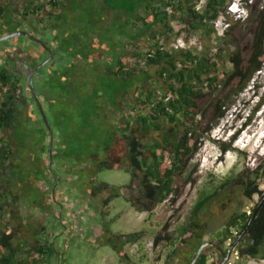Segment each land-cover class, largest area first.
Here are the masks:
<instances>
[{
  "label": "trees",
  "instance_id": "1",
  "mask_svg": "<svg viewBox=\"0 0 264 264\" xmlns=\"http://www.w3.org/2000/svg\"><path fill=\"white\" fill-rule=\"evenodd\" d=\"M201 1L24 0L23 17L26 21L30 16L35 17L37 22L29 32L37 37L38 33L43 32L40 39L51 49L53 47L55 58L60 56L53 76L47 84L41 85L40 90H43L51 106L55 99L62 103L57 110L51 107L53 116L55 113L58 122H62L58 125L63 127V119L70 120L71 124L78 123L76 127H67H74L76 134L64 127L59 129L61 138L70 139L69 143H72L79 132L82 135L92 131L96 133L98 139L105 143L107 155L104 158L98 156L99 160L97 158L93 162L91 171L104 168L130 171L131 180L122 192L133 208L146 212L149 218L154 215L158 205L174 195L178 196L189 181V164L200 151L207 134L227 115L230 94L220 95L226 90H234L235 94L243 92L251 83L255 84L264 70V0H241L246 7H253L245 20L231 18L227 14L233 0H205L202 9L197 10L196 6ZM47 6L50 9L43 17L39 13L45 12ZM17 10L15 3L8 6L0 4V30L6 23L11 24L6 33L21 28L22 25L14 23L11 18L12 11ZM221 15H225L231 23L224 36L218 34L214 23ZM249 22L251 25L247 35H250V45L247 54L227 49L226 41L229 36L233 38L232 30ZM179 25L182 28L177 29ZM47 30H55L54 42L50 40L51 37L45 38L48 36L44 33ZM5 32L0 31V35ZM197 32L208 43L203 50L199 42L189 48L168 46L173 39L182 36L189 40ZM85 34L90 37L85 38L87 40L79 46L75 38H83ZM93 34L99 35L101 40L107 39L108 35L111 39L109 50L116 57L115 68H111V72L99 69L95 58H99L103 52L93 44ZM41 48L46 51L44 47ZM96 52L98 54L95 56ZM67 53L74 56V65L72 68L68 64L59 67ZM7 55L4 58L5 66L3 63L0 65V264H49L51 247L48 239L40 240L37 236L45 231L44 225L36 221L28 224L33 244L29 247L27 238L17 240L6 210L13 197L22 199L26 195L32 200L29 191L35 188L30 182L21 190L22 193L14 191L12 187L7 189L6 172L14 156L18 152L22 154V146L29 145V130L17 124V109L12 105L18 104L17 95L22 83L20 76L11 68L15 55ZM46 55L49 57L47 51ZM82 64L85 69L81 68ZM225 66L227 69L223 70ZM89 69L92 73H88ZM78 78L83 80L80 87ZM69 81L78 82L75 89L71 90ZM79 90L83 93H79ZM213 90L217 96L212 104L214 117L201 130L202 119L206 117L208 109H201L199 104ZM77 116L83 117L80 123L79 119L76 120ZM17 125H20L19 130L24 136L14 142L9 131H15ZM236 138L237 135H234L232 140ZM63 148L64 153L73 152L70 144L63 145ZM110 149H115L111 155L108 153ZM222 150L227 152L230 147L224 146ZM41 151L43 156V149ZM93 156L91 153L77 156L78 163L81 165V162ZM32 163L39 165L38 169L29 170L33 176L46 170L40 162L31 161L28 166ZM263 163H257L252 171L245 167L212 189L201 192L187 220L177 228L180 242L173 253L178 255L181 264L192 262L207 235L211 236L209 240L226 250L238 241L236 250L240 258L264 259V202L255 214L264 197L261 188ZM21 165H15L9 172L24 179ZM109 188L107 183H101L88 190L97 197ZM115 195L119 193L112 196ZM221 195H227L228 199L241 195L251 200L259 195V200L250 211L231 213L222 228L214 232L205 220V213ZM108 201L109 198L105 202ZM169 227V222H166L155 234L156 246L163 242L175 245ZM146 235L147 231L142 230L115 237L138 242ZM228 242H231L229 247ZM120 248L117 246L118 252L128 261V255ZM210 255L217 259L215 264L223 259L218 249L208 246L197 264H207Z\"/></svg>",
  "mask_w": 264,
  "mask_h": 264
},
{
  "label": "rangeland",
  "instance_id": "2",
  "mask_svg": "<svg viewBox=\"0 0 264 264\" xmlns=\"http://www.w3.org/2000/svg\"><path fill=\"white\" fill-rule=\"evenodd\" d=\"M238 1L233 0L232 4ZM10 3H15L18 8L17 11H12L11 13L13 22L22 25L20 29L27 31L34 29L37 24L35 17L30 16L26 21L22 15L25 10L24 0H0L1 5L6 4L8 6ZM47 9H50L49 6H47L45 12H40L39 14L46 17L44 13L47 12ZM251 9L253 7L249 8V10ZM236 16L234 15V17ZM1 22L2 17L0 16V24ZM10 25L6 23L0 31L3 32L4 30L5 32ZM250 25L249 22L233 29V38L231 36L227 38L226 44L228 46L226 48L231 51L240 50L246 55L250 45V35H247V29ZM176 28L180 29L182 25L176 26ZM56 30L57 32L60 31L58 27ZM8 33L5 32V34ZM44 33L45 36L48 35L45 38L50 39L51 37L50 40L54 42L52 39L55 30L52 32L47 30ZM40 34H43V32L38 33V37L42 39L43 36ZM88 37L90 36L85 34L83 38L76 37L75 40L81 46L83 44L81 42L87 40ZM93 37V44L97 45L96 48L102 49L103 52L99 58H95L97 63L102 70L111 72V68H115L116 57L109 50L111 49L109 35L104 40H101L99 35L93 34ZM194 38L202 45L201 50L208 45L200 32L194 33L189 40ZM56 44L58 45V42ZM41 46L25 36H18L0 42V65L5 61L4 58L8 56L7 53L13 56L20 54L27 57L30 52H34L37 55H41L43 52L46 56L47 50L44 48L46 50L44 51ZM54 49L56 50V48ZM97 54L98 52L95 53V56ZM58 58L60 56L57 57V60H59ZM73 59L74 56L67 53L63 61L68 63L69 60L72 61ZM83 67L85 66L82 64L81 68ZM226 69L225 66L223 70ZM88 73H92L90 69ZM76 74L78 75V73ZM78 80L79 84H83L81 78H78ZM33 85L36 88V92L40 93V86L37 83ZM77 85L78 82L73 81L71 90L75 89ZM214 92L215 90L205 96L199 104L201 109H208L206 117L202 119L201 130H204L214 117V106L212 104L216 100L215 97H217ZM229 94L227 115L207 134L203 146L189 164L187 171L190 173V178L183 191L178 196L174 195L158 205L151 218L146 212H139L133 208L122 192L131 180L130 171L124 168H104L95 172L91 171L90 166L86 169L83 168V170L78 169L75 173L73 172V170L82 166L79 164V156L82 157L91 153L94 156L104 158L107 155L105 143L101 139L99 140L98 135L93 133V131L87 135H82L79 132L76 140L72 143H69L70 139L65 138L64 142L61 143L64 146L72 145L73 152L71 154L64 153V156L61 157L63 160L58 159L60 161L57 162L56 156L59 155V151L53 149L56 164L58 165L61 162L60 168L54 169L52 172V170H48L50 169L48 167L44 170V173H38L35 176L30 174L29 170H36L39 167L36 163L28 166L31 161L47 164V152H43V156H41V150L50 148V138L48 133L45 134L44 138L42 137L44 134L43 130L48 132V129L43 127L42 130L38 121L34 122L33 126L29 125V145L22 146V154L18 152L14 156L9 168L13 169L15 165L22 163L21 168L24 179L13 175L9 172V169L6 172L7 189L12 187L14 191L22 193L21 190L29 185L30 182H32V188H36V190L34 188L29 191L33 201L29 200L26 195H23L22 199L16 196L11 198L6 208L9 223L16 232L17 240L18 238H27V246H32L28 224L31 221H36L40 225H44L45 228L44 232H40L37 235L38 238L40 240L48 239L51 247L49 264H181L178 255L173 253L176 245L180 242L177 228L185 223L201 192L204 189H212L221 181L233 173L240 172L245 167L250 168L252 171L257 163L264 162V70L259 74L255 84L251 83L243 92L235 94L234 90H226L220 96ZM58 100L55 99L52 103L56 110L62 106ZM71 113L67 115L70 116ZM115 116H111V118L114 119ZM78 119L80 123L83 117L77 116L76 120ZM72 123L70 120L63 119V127L76 134L74 127L67 128L68 126L75 125L76 127L78 125V123ZM18 126L20 125H17L15 131H9V136L14 139V142L24 136ZM94 128L96 129V127ZM59 132L54 130L55 144L57 142L59 144L60 139L58 138H61V136L59 137ZM234 135H237L235 141L232 140ZM101 137L102 139L104 138L103 135ZM224 146L230 147V150L223 152ZM108 151L109 155H111L115 152V149L114 151L111 149ZM119 153L122 154V152ZM111 158L109 157V159ZM90 160H93V158ZM83 164L89 163L86 160ZM51 173L54 175L53 182H51L50 178ZM101 183H107L110 188L103 190L97 197L93 196L88 189ZM261 188L264 191V180ZM117 193L119 195L112 196ZM174 197H176V200H174ZM107 198H109V201L105 202ZM258 200L259 195H255L254 200L241 195L231 199H228L227 195H221L205 213V220L215 232V230L222 228L231 213L250 211ZM166 222L170 224L169 228L174 237L175 245L163 242L156 246L154 243L155 234ZM142 230L147 231V235L143 236L138 242H131L129 238L115 237L116 235H126ZM45 233H48V235H45ZM210 238L211 236L207 235L204 240L208 241ZM230 243L228 242L227 247H229ZM117 246H120V249L128 255V261L124 259L123 255H120ZM230 261L231 264H264V259L261 257L240 258L235 251L232 253ZM215 263H217V259L210 255L207 264Z\"/></svg>",
  "mask_w": 264,
  "mask_h": 264
},
{
  "label": "flooded vegetation",
  "instance_id": "3",
  "mask_svg": "<svg viewBox=\"0 0 264 264\" xmlns=\"http://www.w3.org/2000/svg\"><path fill=\"white\" fill-rule=\"evenodd\" d=\"M32 30L33 29H30V31H32ZM49 58H50V53H49V57L47 55L45 57V54L37 55L34 52L33 53L30 52V53H28L27 57L25 55H18L16 57L14 56V58L12 60L13 66L12 67H11V65L7 66V67H11L12 70L20 76L21 83H22L20 94L18 93L19 95H17L18 96V98H17L18 104L15 105V103H12V105L15 106V108L17 109V118H16L17 124L19 123L22 127L28 128L29 125L33 126L32 124H34V122L38 121L40 123L39 125H41V127H42V130H43V127L48 129L47 124L44 121L43 115H42L40 108L38 106V103H37L36 99L34 98L32 92L28 86L27 80H28V76L30 75V73L32 71H34L36 69V67H38L40 64L47 62L49 60ZM54 59H55V57H54ZM54 59L52 61L48 62L47 64L43 65L42 67H40L38 70H36L34 72L33 78H32L33 84L37 83V85H39L40 87L44 83L47 84V82L53 76L54 67L58 66L57 61H59V60H57V58L55 60ZM63 59H64V57H63ZM69 61H68V63H64V61H61L59 67L60 66L65 67L66 64H68V66L72 68V66L74 65L73 63H75L74 62L75 58L72 61L71 60H69ZM71 62H72V64H71ZM3 65L5 66V62H3ZM98 66H99V69L102 70L100 68L99 64H98ZM69 82H70L69 86L71 87L72 81H69ZM78 87H80V84ZM42 91L40 93H37V95L39 96L40 100L42 101V105H43L44 111L46 112L48 122L53 129V133H54V130L59 132V129L63 128L62 126L58 125V123H61V122L60 121L58 122V119H57V116L55 113L53 116V112L51 109L52 106H51L50 102L47 100V97L44 95V93H42ZM78 92L83 93L81 90H79ZM50 109H51V112H50ZM18 120H19V122H18ZM43 132L45 134L44 130H43ZM48 134H49V138H50L49 130H48ZM59 137H60V133H59ZM58 139H60L59 144L57 142L58 145L55 144V141L53 140L52 148L50 146V148H49L50 150L48 148H47V151L45 150L47 152V155H48L47 164H44L43 162L40 163V165L42 167L43 166H45L46 168L49 167L50 169H48V170L49 171L52 170V172L54 171V169L61 167V165H60L61 162L58 165L56 163L60 160H63V159H61V157L64 156L63 143H61L64 140L62 138H58ZM56 141H58V140H56ZM49 142H50V139H49ZM53 149H57L59 151V155L56 156L57 162H55ZM45 151L43 150L44 153H45ZM49 152H50V155H49ZM50 156H51V159H50ZM91 158H93V160H90ZM97 158H98V156H93V157H90L89 159H87V162L89 164H83L81 162L82 166H80V168H76V170L77 169L83 170V168L86 169L90 166L92 167L93 162H95L97 160ZM58 159H60V160H58ZM98 160H99V158H98ZM51 174L52 175L50 178H51V180H54V175H53V173H51ZM50 251L51 250H49V252Z\"/></svg>",
  "mask_w": 264,
  "mask_h": 264
},
{
  "label": "water",
  "instance_id": "4",
  "mask_svg": "<svg viewBox=\"0 0 264 264\" xmlns=\"http://www.w3.org/2000/svg\"><path fill=\"white\" fill-rule=\"evenodd\" d=\"M18 36H25L27 38H29L30 40L34 41V42H37L39 43L40 45H42V47H44L49 53H50V58L47 62L45 63H42L40 64L38 67H36V69L34 71H32L30 73V75L28 76V86L34 96V98L36 99L37 103H38V106L40 108V111L43 115V118H44V121L46 122L47 124V128L49 130V133H50V146L52 148V144H53V140H54V133H53V129L52 127L50 126L49 122H48V118H47V115H46V112L44 111V108H43V105H42V101L40 100L39 96L37 95V92H36V89L33 85V82H32V78H33V74L36 70H38L40 67H42L43 65L47 64L48 62L52 61L54 59V52L52 51V49L43 41L41 40L39 37L33 35L32 33H30L29 31H26V30H16V31H13V32H10L8 34H5V35H1L0 36V42H3V41H6V40H9V39H12L14 37H18ZM52 161V160H51ZM50 161V162H51ZM264 202V197L263 199L260 201L258 207L256 208V211H255V214L258 210V208L261 206V204ZM254 214V215H255ZM238 241L232 245L227 251L220 245L216 244L214 241L212 240H208V241H205L204 243L201 244L200 248L197 250L196 252V256L195 258L192 260V262L190 264H197L198 261L200 260L202 254H203V251L205 250L206 247L208 246H212L216 249H218L221 253V256H222V261L219 263V264H226L229 259L231 258L232 256V253L234 251V248L236 247Z\"/></svg>",
  "mask_w": 264,
  "mask_h": 264
},
{
  "label": "clouds",
  "instance_id": "5",
  "mask_svg": "<svg viewBox=\"0 0 264 264\" xmlns=\"http://www.w3.org/2000/svg\"><path fill=\"white\" fill-rule=\"evenodd\" d=\"M204 4H205V0H202L201 2H199V3L197 4V6H196L197 10H201L202 7L204 6ZM231 7L234 8V11L231 10ZM249 13H250L249 8L246 7L245 5H243V2H242L241 0H239L238 2L233 3V4H232V2H231V4H230L229 7H228V11H227V14H228L230 17H233V18H235V19H242V20L247 19V18L249 17ZM234 15H235V16L238 15V16L234 17ZM239 15H240V16H239ZM217 21H220L223 25L226 26L225 31H224L222 34L219 32V29H218L217 26H216V22H217ZM214 23H215V28H216L218 34L221 35V36H224V35H225L227 29L230 27V24H231L230 22H228V21L226 20L225 15H221V16H220V17H219ZM178 38H182V40L185 41V42L187 43V45H188L187 47H180V48H189L190 46H192V45H194V44H197V42H198L196 38L191 39V40H185L182 36H180V37H178ZM178 38L171 40V41H170V44H169V47H172V46H171L172 41L177 40ZM173 48H174V47H173ZM175 49H176V48H175ZM178 49H179V48H178ZM237 244H238V243H237ZM230 247H231V246H230ZM230 247H229V248H230ZM236 247H237V245H236ZM236 247L234 248V251L237 253V256H239V254H238V252H237V250H236ZM225 250H226V249H225ZM226 251H227V250H226ZM234 251H233V252H234ZM230 262H231V261H230V259H229V261H228L226 264H230Z\"/></svg>",
  "mask_w": 264,
  "mask_h": 264
},
{
  "label": "built area",
  "instance_id": "6",
  "mask_svg": "<svg viewBox=\"0 0 264 264\" xmlns=\"http://www.w3.org/2000/svg\"><path fill=\"white\" fill-rule=\"evenodd\" d=\"M231 10L234 11V8L231 7ZM216 26L219 29V32L221 34L225 31L226 26L223 25L220 21L216 22ZM171 46L178 49L180 47H187L188 45L185 41L182 40V38H178L177 40L172 41ZM230 264H231V262H230Z\"/></svg>",
  "mask_w": 264,
  "mask_h": 264
}]
</instances>
